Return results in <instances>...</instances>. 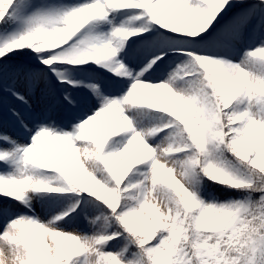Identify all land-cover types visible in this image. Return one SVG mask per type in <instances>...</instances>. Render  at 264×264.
<instances>
[{"label":"snow or ice","instance_id":"6c2138e0","mask_svg":"<svg viewBox=\"0 0 264 264\" xmlns=\"http://www.w3.org/2000/svg\"><path fill=\"white\" fill-rule=\"evenodd\" d=\"M0 264H264V0H0Z\"/></svg>","mask_w":264,"mask_h":264}]
</instances>
